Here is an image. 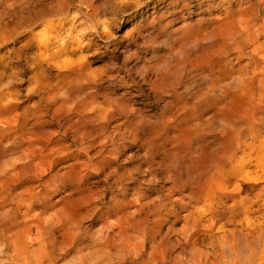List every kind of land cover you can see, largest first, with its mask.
I'll use <instances>...</instances> for the list:
<instances>
[{"label":"bare ground","instance_id":"6f19581e","mask_svg":"<svg viewBox=\"0 0 264 264\" xmlns=\"http://www.w3.org/2000/svg\"><path fill=\"white\" fill-rule=\"evenodd\" d=\"M144 2L152 4L147 13L165 1ZM179 2L169 0L164 10L174 15ZM67 7V0H0V63L5 54L28 53L41 69L35 82H49L50 65L58 75H87L84 47L91 39L67 45L64 33L73 28ZM202 7L205 16L192 23L182 14L168 38L169 55L143 61L142 80L153 98L164 97L158 113L106 94L104 101L80 98L74 109L73 124H89L86 134L105 133L96 142L100 156L106 144L131 134L145 147L143 158L166 173L167 155L194 163L186 177H166L156 187L130 188L123 177H103L95 188L76 177H64L68 185L55 177L61 189L51 184L43 176L59 140L35 120L20 119L19 96L8 86L13 73L0 70V143L17 131L21 146L8 166L0 163V264H264V0H206ZM138 19L131 32L151 22ZM20 32L29 35L6 48ZM5 143L12 148L16 141ZM89 147L77 155L90 161ZM26 171L34 177H21ZM108 185L115 190L106 192ZM181 242L192 246L189 261L171 256Z\"/></svg>","mask_w":264,"mask_h":264},{"label":"rangeland","instance_id":"374dc122","mask_svg":"<svg viewBox=\"0 0 264 264\" xmlns=\"http://www.w3.org/2000/svg\"><path fill=\"white\" fill-rule=\"evenodd\" d=\"M137 1L138 6L135 7L129 5V0H67L68 19L73 22V28L64 33L67 45H71V41L75 39L83 43H88L91 39L90 46L84 47L91 58L87 75L84 73L73 75L67 71L63 75H58L57 67L50 65L45 68L50 77L49 82H35L32 76L38 75L41 69L36 67L33 56L28 53L18 52L9 56L5 54V61L0 63V70L13 73L8 86L9 90L15 89L19 96L17 112L20 119L35 120L37 129L45 130L59 140L61 147L57 149V155L54 156L49 171L43 176L51 177L53 180L51 184L59 186L58 182L62 178L68 185L72 180L64 177H76L74 181L93 182L92 187L95 188L96 185L97 187L102 185L100 180L103 177H123L130 188L134 185L156 187L170 181V178L166 177L176 179L186 177L184 172L186 166L193 168L191 164L194 163L187 161L180 163L167 155L162 158V165H170L172 170L166 173L163 167L155 166L143 158L145 147L140 142L132 141L131 134H124L121 138H115L112 144H106L105 153L110 148H114V152L109 154L107 161L100 160L95 164L105 155L104 153L100 156L96 152V142L101 139V133L104 132L96 134L90 131L86 134L84 131L91 129L89 124H73L74 109L78 100L80 98L88 100V95L92 98L96 95L104 101L100 96L106 94L108 97H114L118 103L131 101L141 111L152 114L159 112L158 108L164 97L153 98L148 83L142 80L143 77L148 79L147 67L142 68L143 61L154 58L152 55H156L157 60L169 55L172 43L168 38L180 26L182 14L186 19L184 23H192L197 16L204 17V13L198 12V7L204 6L206 0H180L174 15L164 10L169 9L166 4L169 0H164L157 10L147 13L144 12L150 9L152 4H145L144 0ZM161 11H165L161 16L155 14ZM148 18L151 19L150 23L131 32L137 19L146 21ZM138 33L141 35L137 36ZM28 35L20 32L16 42H9L6 48L18 47ZM15 75H18L17 79L14 78ZM151 110L153 111L150 112ZM70 118L72 119L69 120ZM122 120V115L115 118L119 123ZM19 136L16 131L8 137H2L4 139L0 143V163H6L8 166L19 154L21 150ZM12 139L16 141L15 146L11 148L10 143L9 148H2L7 144L5 143L7 140ZM87 145L90 146L88 148L90 161H87L85 154L77 155L81 146ZM200 162L206 163L205 159ZM30 173L32 172L26 171L21 177H34V174ZM55 177L59 179L58 182H54ZM59 188L61 189V186ZM111 190H115V187L108 185L106 192ZM50 195L57 197L60 194L51 192ZM176 226H180V223ZM191 247L181 242L171 256L189 261V258L194 256ZM62 261L54 264H60Z\"/></svg>","mask_w":264,"mask_h":264}]
</instances>
